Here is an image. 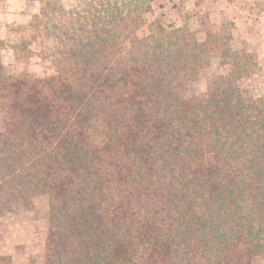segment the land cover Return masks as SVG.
<instances>
[{
    "label": "trees",
    "instance_id": "obj_1",
    "mask_svg": "<svg viewBox=\"0 0 264 264\" xmlns=\"http://www.w3.org/2000/svg\"><path fill=\"white\" fill-rule=\"evenodd\" d=\"M25 45L56 44L54 73L13 76L1 52L0 218L47 196L46 264H249L264 251V99L233 69L182 103L207 53L155 6L186 0H32ZM152 14V19L147 16ZM148 23V32L123 42ZM0 264H13L0 255Z\"/></svg>",
    "mask_w": 264,
    "mask_h": 264
},
{
    "label": "rangeland",
    "instance_id": "obj_2",
    "mask_svg": "<svg viewBox=\"0 0 264 264\" xmlns=\"http://www.w3.org/2000/svg\"><path fill=\"white\" fill-rule=\"evenodd\" d=\"M39 3L32 0H0V37L8 42L2 52L7 71L13 76L45 77L54 73L52 60L56 44L35 42L23 47L25 26ZM153 16L166 24L186 25L200 41L208 44L206 55L191 72L182 75L183 87L178 98L184 104L205 96L234 72L219 62L223 50H236L249 60L250 71L238 75V82L247 98L264 99V0H186L177 6L166 3L155 6ZM152 19V14L147 20ZM148 32V23L124 41L122 54ZM1 120V114H0ZM8 136L0 125V146ZM42 185L31 201L16 203L14 210L0 218V255H9L13 264H46L50 247L46 244L47 196ZM249 264H264V251Z\"/></svg>",
    "mask_w": 264,
    "mask_h": 264
}]
</instances>
